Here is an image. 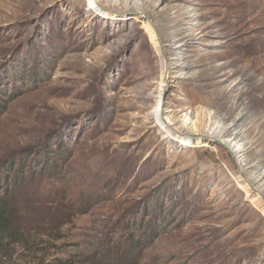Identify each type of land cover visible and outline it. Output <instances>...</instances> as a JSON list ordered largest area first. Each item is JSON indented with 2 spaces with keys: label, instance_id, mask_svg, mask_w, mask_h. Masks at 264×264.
Masks as SVG:
<instances>
[{
  "label": "rangeland",
  "instance_id": "rangeland-1",
  "mask_svg": "<svg viewBox=\"0 0 264 264\" xmlns=\"http://www.w3.org/2000/svg\"><path fill=\"white\" fill-rule=\"evenodd\" d=\"M1 189L8 264H264V0H0Z\"/></svg>",
  "mask_w": 264,
  "mask_h": 264
},
{
  "label": "trees",
  "instance_id": "trees-1",
  "mask_svg": "<svg viewBox=\"0 0 264 264\" xmlns=\"http://www.w3.org/2000/svg\"><path fill=\"white\" fill-rule=\"evenodd\" d=\"M17 189H13L5 192L4 190H0V264H8L12 262L14 256L18 252L16 250L17 246H21L22 248L28 247L29 249L32 247V235L29 232H26L24 228L20 226L18 214L9 200V195L13 192L16 193ZM136 248H132V250L126 252L125 254L122 252V257L130 256L134 253ZM122 250V249H121ZM120 250V252H121ZM119 252L113 253L115 256L116 262H111L113 259L112 255H104L102 259L92 258L90 260L79 258L77 261L70 260L61 262V264H121L120 259L117 258ZM94 259V260H93ZM132 260V258H128ZM125 259L124 261L128 260ZM107 260V262H106ZM128 264L131 261H126Z\"/></svg>",
  "mask_w": 264,
  "mask_h": 264
},
{
  "label": "bare ground",
  "instance_id": "bare-ground-1",
  "mask_svg": "<svg viewBox=\"0 0 264 264\" xmlns=\"http://www.w3.org/2000/svg\"><path fill=\"white\" fill-rule=\"evenodd\" d=\"M90 7H92V6H90ZM176 55H178V54L176 53ZM167 61H168V59H167ZM170 64L171 65H177L179 63L177 60L170 59L168 66ZM168 66H167V68H169ZM166 71H168V70H166ZM164 113H165V110H162L161 114H160V116H161L160 118L164 119L165 124L168 127H170V129L172 131L181 132L180 130H177L174 126H171L172 125L171 120H169L167 117H164ZM209 132H210L211 137L216 136L217 138H219V141L221 140L224 143V145L231 150V153L234 154L233 156H235L234 158L236 159V161L239 165V168L243 171V168L246 165L245 157H244L245 145L242 141V137H241L240 133L236 130L235 132H232L230 134H226L227 131L225 128L223 130L219 129L217 131L216 127L211 128V131H209ZM260 179H262V177H260Z\"/></svg>",
  "mask_w": 264,
  "mask_h": 264
}]
</instances>
